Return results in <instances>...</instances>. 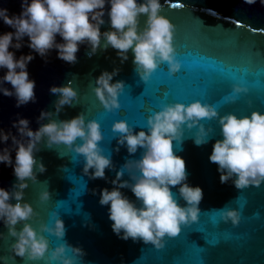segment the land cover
I'll return each mask as SVG.
<instances>
[{
    "label": "water",
    "instance_id": "95a60500",
    "mask_svg": "<svg viewBox=\"0 0 264 264\" xmlns=\"http://www.w3.org/2000/svg\"><path fill=\"white\" fill-rule=\"evenodd\" d=\"M160 3L161 14L175 26L173 45L181 65L177 72L169 75L167 64L161 63L147 81H142L135 72L131 49L128 59L121 63L116 50L111 47L98 48L95 54L89 55L88 47L80 45L77 60L72 64L58 59L55 49L46 58L32 53L34 58L28 63L27 72L35 81V102L29 101L17 107L14 97L0 94V129L10 130L16 135L11 122L17 114L27 118L29 127L35 130L39 123L47 122L38 123L41 110L52 112V118L57 120L84 113L85 120L95 119L99 123L102 140L98 144L113 164L112 169H105L106 179H92L82 172V156L63 144L48 147L41 140L34 157L43 163L45 171L36 172V181L29 180L23 190V199L36 213L27 222L39 231L40 223L51 225L54 219L51 214L56 212L63 221L64 236L58 239L49 233L41 234L48 240L49 249L62 242L81 248L84 255L75 257L74 264H264V182L258 187L250 185L243 189L235 188L231 181L220 182L217 165L208 159L213 142L220 138L219 125L214 119L201 121L206 128H211L206 144L197 146L193 143L195 128H185L181 142H172L174 154L185 162L187 183L199 186L203 195L198 204L197 221L181 225L175 237L166 236L161 249L145 244L139 238L135 241L118 238L110 227L108 206L98 202L100 189L113 187L111 180L116 171L126 160L139 159L142 151L138 148L136 153L129 154L123 145L117 144V133L111 129L114 121L123 119L133 127V131H137L146 128L147 117L160 110L162 105L173 102L187 104L192 100L214 106L221 115L228 112L247 115L252 110L264 112V60L250 63L242 51L234 52L227 44L236 34H241V40L248 37L257 44L264 40V32L250 34V28L264 29V6L259 0L254 4H246L244 0H160ZM0 8H7L9 15L19 14L20 0H0ZM107 8L106 4L105 23L100 28L102 32L110 27ZM143 21L142 14L141 26ZM237 21L243 25L241 28L236 27ZM5 31L13 29L0 21V33ZM56 40L61 41L59 35ZM24 41L20 49L9 50L17 57L28 54L32 50L27 47V37ZM261 51L264 52V47ZM189 52L190 55L186 54ZM201 55L216 57L223 61V65L202 60ZM113 68L119 69L112 78L113 82L122 80L124 87L117 97L119 108L106 111L91 88L102 70L111 72ZM3 74L4 70L0 69V76ZM69 81L77 91V98L57 113L54 101L58 94L51 93L49 88ZM233 84H240L248 91L238 94L234 102L227 103L223 98L231 94ZM4 87L11 88V85L5 82ZM158 87L161 91L156 95H162L168 89L169 94L165 97L153 95ZM79 142L77 138L76 143ZM10 144L11 140H8L0 144V148ZM116 148L119 151H115ZM10 155L14 158L15 153ZM15 179L12 167L0 163V187L9 188ZM121 179H128L127 173ZM170 188L176 193L178 186ZM43 190L49 192L46 201L38 198ZM121 191L129 199H135L129 189ZM10 202L15 203L14 200ZM178 202L184 203L182 199ZM229 208L239 212L240 219L235 226L220 218V210ZM213 222L216 224L214 229L211 226ZM16 227L19 229L20 225ZM206 228L214 230L211 236L201 232ZM0 233H5V238H0V257L3 258L0 264H8L12 259L8 246L14 238L6 236L7 229L2 223ZM211 238L217 242L209 244L207 240ZM65 254L73 255L70 249H66ZM13 260L15 264H57L43 259L26 261L19 256H14Z\"/></svg>",
    "mask_w": 264,
    "mask_h": 264
},
{
    "label": "clouds",
    "instance_id": "9594fccd",
    "mask_svg": "<svg viewBox=\"0 0 264 264\" xmlns=\"http://www.w3.org/2000/svg\"><path fill=\"white\" fill-rule=\"evenodd\" d=\"M254 4L256 0H244ZM264 6V0H259ZM106 31H101L105 23ZM19 14L9 15L7 8H0V21L13 29L0 33V94L15 98L19 107L35 102V81L29 78L28 63L34 58L33 52L46 58L52 49L58 59L69 64L77 60L80 45H86L88 54H95L111 47L123 63L132 52V63L140 80L147 81L161 63H166L169 75L177 72L180 62L176 59L173 45L175 26L161 14L160 0H20ZM143 14V26L140 16ZM57 35L61 41L56 40ZM27 37L28 54L16 56L9 49H20ZM119 69L111 72L102 70L91 88L95 97L106 111L119 108L118 94L124 87L122 80L113 82ZM5 82L11 88L4 87ZM49 91L58 94L54 109L58 113L64 105H71L77 98V91L69 81L63 85L50 86ZM247 88L233 84L231 94L223 99L235 101ZM53 113L41 110L35 130L29 127V120L20 117L11 122L16 129L12 132L0 129V144L11 140V144L0 148V163L12 167L15 176L13 184L5 189L0 187V223L7 229L6 236L14 238L8 246L11 258L19 256L26 261L45 260L57 264H74L75 257L84 255L79 247L62 242L49 249L48 240L41 233H49L61 239L65 229L58 214H51V225L40 223L39 231L27 221L36 213L23 199L28 181H36V172L43 173L45 166L35 159L41 140L48 147L63 144L70 151L83 158L82 172L92 179H106L105 169H112L109 155H105L98 142L102 140L100 125L95 119L85 120L84 113L70 119H53ZM216 120L219 125V139L212 144L208 156L217 165L221 183L231 181L237 189L260 186L264 182V112L252 110L247 115L233 112L219 114L217 109L200 100L184 104H164L146 119V128L133 131L125 120H116L111 129L118 145H123L129 154L140 148L139 159H128L111 180L113 187L101 188L99 204L107 205L108 219L112 232L120 239L133 241L138 238L145 244L161 249L165 237H175L181 225L197 221L202 199V189L187 183L185 162L174 154L172 142H181L184 129L195 128L193 143L197 146L208 142L211 128L202 120ZM146 129V130H145ZM79 138V143H76ZM115 151H119L116 148ZM14 152V158L10 153ZM35 166V171H34ZM91 169V172H89ZM127 173L128 179L121 177ZM27 178V179H26ZM170 186H178L173 193ZM127 188L135 199H129L121 189ZM95 190H93L94 192ZM178 194V195H177ZM40 201L49 199L48 190L39 193ZM178 199L184 201L183 204ZM14 200L15 203L10 201ZM221 220L230 221L233 226L240 219L236 209L220 210ZM20 225L17 229V225ZM5 238V233H0ZM70 249L72 256L66 255ZM47 253V255H45ZM0 259H3L0 257Z\"/></svg>",
    "mask_w": 264,
    "mask_h": 264
},
{
    "label": "snow or ice",
    "instance_id": "6c2138e0",
    "mask_svg": "<svg viewBox=\"0 0 264 264\" xmlns=\"http://www.w3.org/2000/svg\"><path fill=\"white\" fill-rule=\"evenodd\" d=\"M173 7L177 8L180 7V5H173ZM242 26L243 25L241 24L240 21L236 22L237 28H241ZM262 32H264V29L250 28V34L252 35H258L259 33ZM227 44L230 46L231 49L234 50V52L242 51L246 55L250 63L256 60H264V52L261 51V48L264 47V40H261V42L257 44L256 42L250 41L248 37H245L243 40H241V34H236L230 37V39L227 41ZM177 46L179 47V44ZM186 54L190 55L191 53L189 52ZM201 59L223 65V61L218 60L216 57L201 55ZM221 70L223 69L221 68ZM160 91L161 89L160 87H158L153 93V95L159 97H165L169 94V89H168L167 91H164L162 95H156V93ZM248 103L250 104L251 101H249ZM215 225H216L215 222H213V224L211 225L213 229ZM213 231H208L206 228L204 231L201 232H204L205 235L208 234L209 236H211ZM207 241L209 244H215L217 242L215 238L208 239ZM8 264H15L13 258L8 261Z\"/></svg>",
    "mask_w": 264,
    "mask_h": 264
}]
</instances>
